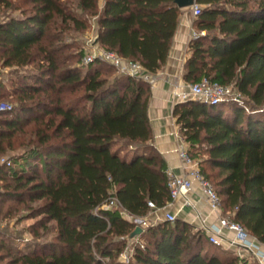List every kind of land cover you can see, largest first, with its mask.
I'll list each match as a JSON object with an SVG mask.
<instances>
[{"label": "trees", "instance_id": "16d2710c", "mask_svg": "<svg viewBox=\"0 0 264 264\" xmlns=\"http://www.w3.org/2000/svg\"><path fill=\"white\" fill-rule=\"evenodd\" d=\"M198 3L194 27L206 34L190 41L184 79L209 77L236 96L179 101L174 116L223 212L264 244V0ZM0 4L18 11L0 20V67L12 69L11 91L1 81L0 98L14 101L0 111V218L13 213L4 203L17 201L39 216L38 239L39 228L53 233L19 251L0 232V264H126L120 256L135 238L128 264H262L181 218L131 237L138 225L123 210L143 218L172 201L167 162L154 145L150 82L100 58L80 64L83 49L66 39L93 22L101 47L156 73L183 8L174 0ZM15 143L25 150L6 159ZM113 195L122 208L103 207Z\"/></svg>", "mask_w": 264, "mask_h": 264}, {"label": "built area", "instance_id": "2783aa9c", "mask_svg": "<svg viewBox=\"0 0 264 264\" xmlns=\"http://www.w3.org/2000/svg\"><path fill=\"white\" fill-rule=\"evenodd\" d=\"M202 7V4L196 1L189 8L191 9L193 16L196 17L201 14ZM204 34H206V30H195L193 32L192 38ZM92 49L93 51L85 56L84 63L87 64L96 58H100L114 65L121 73L151 82L152 78L150 72H148L139 62L125 58L116 51L106 50L96 42H94L92 45ZM235 94L236 93L232 86L224 85L218 81H213L209 77H203L197 82L187 83V85L184 87L177 86L175 90L177 102L195 99L203 103L216 104L228 100L230 97L236 96ZM4 109L5 104L0 103V111ZM179 136L182 139V145L179 152L185 163L186 173L184 175L173 174L169 176L168 184L170 187L172 201L176 200L180 196L186 197L187 194L193 189L194 182H198L204 197L209 202L212 210L218 213V222L205 227V230L209 233L210 240L214 243L223 245L220 234L222 233L223 229H230L235 232L234 238L229 241L230 245H232L234 248L240 246L252 252L258 258V260L264 264V244L252 236L241 224L234 221L229 217V215L223 212L221 199L215 186L202 172L198 161L194 159L189 153V148L187 147L188 144L182 133H179ZM1 161L4 162L5 159L2 158ZM10 163L11 162L8 161V164ZM186 203L190 204L187 198ZM149 205L153 208L155 207V204L152 201L149 202ZM113 206L122 208L121 203L114 195L108 199L103 207L108 209ZM158 210L159 209L152 211L149 215L150 217L147 216L143 218L133 217L125 210H123L122 213L126 217L134 220L137 225L142 227H146L150 224H155L163 220L174 221L177 218L176 214L172 212H165L162 216H158ZM133 253L134 247L132 246V242H130L127 248L122 252L120 260L128 264L131 261Z\"/></svg>", "mask_w": 264, "mask_h": 264}, {"label": "crops", "instance_id": "0c3cea01", "mask_svg": "<svg viewBox=\"0 0 264 264\" xmlns=\"http://www.w3.org/2000/svg\"><path fill=\"white\" fill-rule=\"evenodd\" d=\"M195 30L193 20L183 15L173 37L166 63L158 72L150 73L152 80L150 82L149 116L154 133V145L167 162L169 176L186 173L185 163L179 152L182 139L179 136L181 132L174 116V105L177 102L175 95L177 86L184 87L188 83L184 79L185 61L189 56V44ZM187 147L189 148L188 145ZM186 198L190 204L186 203ZM165 212L175 213L177 218L203 229L218 222V213L212 210L196 181L186 197L180 196L171 201L165 207L160 208L157 215L162 216ZM234 236V231L223 229L220 234L223 246L241 256L256 257L252 252L240 246L234 248L230 245L229 241Z\"/></svg>", "mask_w": 264, "mask_h": 264}, {"label": "rangeland", "instance_id": "374dc122", "mask_svg": "<svg viewBox=\"0 0 264 264\" xmlns=\"http://www.w3.org/2000/svg\"><path fill=\"white\" fill-rule=\"evenodd\" d=\"M17 14L18 11H13L11 8L7 9V6L4 4H0V20H3L6 15L8 14ZM189 16L193 20V24L195 25L196 17L193 16L192 11L190 8L182 9V16ZM93 21V18H91ZM95 25L93 22L91 26L82 32H77L71 35H67L68 42H72L74 46L71 47L72 50H79L83 49L84 55L82 56L81 63L82 65H86L84 63L85 56L93 51L92 45L95 42L96 38V30ZM196 28V27H194ZM11 70L9 67H0V83L4 81L5 88L3 89L4 92L11 91V83L8 79L12 76ZM0 103L5 104L4 110L11 109V105L14 104V101L11 96L8 97H1ZM25 150L24 147L20 146L19 144L15 143V146L9 150V152L5 155L6 159H10L12 155L20 154ZM18 210V213L14 214V211ZM12 209V214L7 217L0 218V232H3V236L5 237L6 241L12 246L14 250L24 251L30 248L34 242H38L40 240H44L46 238H51L53 233H47L44 229L39 228V232L43 234L41 238H37L34 233L33 229L36 228L37 220L39 216H31V213L28 208L22 207V205L13 200H9L7 203H4V212L7 210ZM150 217V216H149ZM140 242L138 238L132 240V245L134 246ZM6 262V260L4 261Z\"/></svg>", "mask_w": 264, "mask_h": 264}, {"label": "water", "instance_id": "95a60500", "mask_svg": "<svg viewBox=\"0 0 264 264\" xmlns=\"http://www.w3.org/2000/svg\"><path fill=\"white\" fill-rule=\"evenodd\" d=\"M198 0H174V3L178 5L180 8L186 9L192 6ZM143 231V227L138 225L135 231L132 233L131 237Z\"/></svg>", "mask_w": 264, "mask_h": 264}]
</instances>
